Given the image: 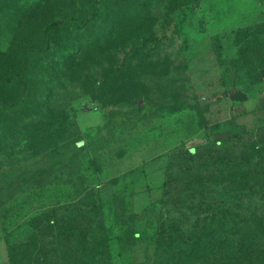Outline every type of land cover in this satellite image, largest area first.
I'll use <instances>...</instances> for the list:
<instances>
[{
	"label": "rangeland",
	"instance_id": "1",
	"mask_svg": "<svg viewBox=\"0 0 264 264\" xmlns=\"http://www.w3.org/2000/svg\"><path fill=\"white\" fill-rule=\"evenodd\" d=\"M94 1L101 8L90 27L52 31L53 44L44 54L56 58L74 46L86 51L85 58L76 55L69 63L72 83L68 90L75 97L57 105L52 123L47 121L32 131L23 128L21 135H13L14 127L31 121L29 105L33 106L34 93L14 110H0V146L4 149L0 152V187L6 188L3 198L8 205L11 182L20 177L23 167L44 174L49 165L59 175L56 182L52 177L49 181L60 186V196L77 199L93 192L102 200L108 222H115L117 211L111 198L118 188L132 203L134 216L126 219L127 227L147 239L140 237L121 255L113 240V264H165L162 250L148 237L157 230L155 219L160 213L177 215L157 200L160 192L156 189L170 178V166L187 158L180 148L219 145L212 140L214 135L229 129L225 122L233 118L245 128L231 138L238 151L242 142L257 135L258 123L264 122L260 119L264 110L259 111L261 116L253 112L256 101L264 100V70L260 81L248 78L256 83L249 90H245L249 85L245 81L232 84L231 71L239 58L235 40L245 28L264 36V0H0V47L10 45L27 9L50 8L48 19L55 20L76 14L81 5ZM153 35L173 37L169 52L184 43L189 48L162 65L147 54L141 58L142 50L150 45L137 49L135 41ZM125 52L138 58L135 67L121 77L116 68L127 62L122 59ZM34 206L28 214L40 205ZM7 230L0 218V264H9Z\"/></svg>",
	"mask_w": 264,
	"mask_h": 264
},
{
	"label": "trees",
	"instance_id": "2",
	"mask_svg": "<svg viewBox=\"0 0 264 264\" xmlns=\"http://www.w3.org/2000/svg\"><path fill=\"white\" fill-rule=\"evenodd\" d=\"M95 3L83 4L74 11L76 14L64 13V18L58 16L55 20L48 19L50 8L27 9L14 29L10 45L0 47V110L12 111L34 93L33 106L28 103L31 121L20 122L13 135H21L23 128L32 131L47 121L52 123L57 105L75 97L68 90L72 83L69 63L76 55L85 58L86 51L74 46L56 58L44 54L53 44L52 31L67 33L73 27L89 28L97 8H101ZM105 33L109 35L111 31ZM153 36L135 41L133 46L137 49L150 45L142 50L141 58L148 55L162 65L175 53L189 48L184 43L169 52L173 37ZM235 41L239 43V58L231 69L232 84L245 81L249 84L245 90H249L262 79L264 36L245 28ZM124 58L127 62L116 68L121 77L135 67L138 55L125 52ZM139 66L143 67V63ZM248 78H255L254 82ZM262 110L264 100L253 112L261 116ZM225 126L231 129L212 139L219 145L201 144L193 150L182 146L181 152L187 158L183 163L172 164L170 178L156 189L160 192L157 200L177 212L175 216L160 213L154 222L157 230L148 237L162 250L165 264H264V122L258 123L257 135L242 142L238 151L231 138L244 132V126L237 125L233 118ZM3 150L0 146V152ZM177 157L183 155L177 151ZM46 168L44 174H33V168L26 171L23 167L20 177L11 182L8 205L3 198L6 188L0 187V218L8 226L4 239L9 264H113V240L121 255L130 251L140 237L147 239L142 233L136 235L134 227H127L126 219L134 212L129 195L122 190H113L111 200L117 212L115 222H108L103 202L93 192L77 199L63 198L59 195L60 186L49 181L58 179L56 169L49 165ZM35 204L40 205L37 211L28 214Z\"/></svg>",
	"mask_w": 264,
	"mask_h": 264
},
{
	"label": "crops",
	"instance_id": "3",
	"mask_svg": "<svg viewBox=\"0 0 264 264\" xmlns=\"http://www.w3.org/2000/svg\"><path fill=\"white\" fill-rule=\"evenodd\" d=\"M247 97V96H246ZM248 99H250V97H248ZM261 98L258 99V101H256V104L253 106V109H255L256 105L258 104V102L260 101ZM254 111V110H253ZM236 115V114H234ZM237 116V115H236Z\"/></svg>",
	"mask_w": 264,
	"mask_h": 264
}]
</instances>
